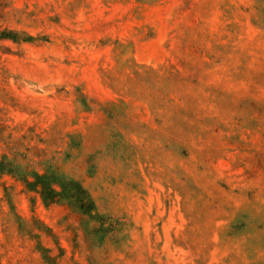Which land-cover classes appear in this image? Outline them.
Wrapping results in <instances>:
<instances>
[{
	"label": "rangeland",
	"instance_id": "374dc122",
	"mask_svg": "<svg viewBox=\"0 0 264 264\" xmlns=\"http://www.w3.org/2000/svg\"><path fill=\"white\" fill-rule=\"evenodd\" d=\"M0 264H264V0H0Z\"/></svg>",
	"mask_w": 264,
	"mask_h": 264
}]
</instances>
